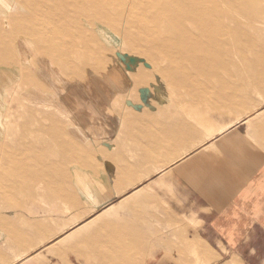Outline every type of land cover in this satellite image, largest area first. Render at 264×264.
I'll return each mask as SVG.
<instances>
[{
	"label": "rangeland",
	"instance_id": "obj_1",
	"mask_svg": "<svg viewBox=\"0 0 264 264\" xmlns=\"http://www.w3.org/2000/svg\"><path fill=\"white\" fill-rule=\"evenodd\" d=\"M124 1L0 0V149H20L24 136L31 146L61 144L47 154L69 158L67 176L73 160L94 171L90 160L111 156L108 143L125 134L117 125L148 122L136 132L160 143L170 135L161 148L170 146L175 162L264 105V0ZM236 10L259 18L237 20ZM12 160L0 153V197L33 187L12 176ZM70 179H62L66 190ZM143 191L125 201L133 222L156 204L140 201ZM92 240L88 254L132 247L108 235L100 246ZM164 243L177 252L178 242Z\"/></svg>",
	"mask_w": 264,
	"mask_h": 264
},
{
	"label": "crops",
	"instance_id": "obj_2",
	"mask_svg": "<svg viewBox=\"0 0 264 264\" xmlns=\"http://www.w3.org/2000/svg\"><path fill=\"white\" fill-rule=\"evenodd\" d=\"M146 125H117L125 134L117 146L108 143L111 156L90 160L94 171L73 160L67 176L69 158L47 154L64 151L61 144L44 137L0 149L13 157L12 176L33 186L0 197V264H264V105L175 162L170 146L161 148L170 135L160 143L156 133L136 132ZM136 190H144L140 201L156 202L140 210L139 222L125 202ZM106 235L132 247L86 252L88 238L100 246ZM165 241L178 242L177 252ZM132 243L156 245L134 250Z\"/></svg>",
	"mask_w": 264,
	"mask_h": 264
},
{
	"label": "bare ground",
	"instance_id": "obj_3",
	"mask_svg": "<svg viewBox=\"0 0 264 264\" xmlns=\"http://www.w3.org/2000/svg\"><path fill=\"white\" fill-rule=\"evenodd\" d=\"M110 1L111 0H97V2H99L100 4H105V3H110ZM254 2V3H258L260 0H246V2H247V4L249 3V2ZM127 2H128V0H126V1H124L123 3H126L127 4ZM262 2V1H261ZM253 3V4H254ZM132 4V3H131ZM258 4H260V3H258ZM133 5V4H132ZM197 6H200V7H203L204 6V3H201L200 5H197ZM138 8V7H137ZM134 11H135V9H134ZM252 11V10H251ZM136 12V11H135ZM226 12H228V11H226ZM230 12V11H229ZM262 12V11H261ZM228 15V14H227ZM232 16L231 17H234V18H236L237 20H239V17H244V19H246V18H248L249 20H251V19H254L253 21H257L258 20V18H259V14H253V13H251L250 15H248V13H247V11H239V10H236L235 11V13H232L231 14ZM236 21V20H235ZM260 24V23H259ZM262 27V26H261ZM257 29H260V28H257ZM263 29V28H262ZM208 34V33H207ZM228 39V38H227Z\"/></svg>",
	"mask_w": 264,
	"mask_h": 264
}]
</instances>
